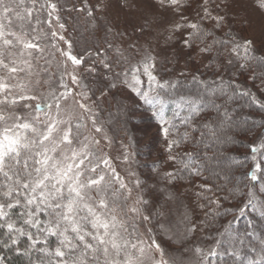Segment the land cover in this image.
Returning <instances> with one entry per match:
<instances>
[{
    "label": "snow or ice",
    "instance_id": "snow-or-ice-1",
    "mask_svg": "<svg viewBox=\"0 0 264 264\" xmlns=\"http://www.w3.org/2000/svg\"><path fill=\"white\" fill-rule=\"evenodd\" d=\"M253 5L259 21L244 0H0V264H264ZM125 100L141 137L125 119L117 141ZM160 142L169 168L142 179Z\"/></svg>",
    "mask_w": 264,
    "mask_h": 264
},
{
    "label": "rangeland",
    "instance_id": "rangeland-1",
    "mask_svg": "<svg viewBox=\"0 0 264 264\" xmlns=\"http://www.w3.org/2000/svg\"><path fill=\"white\" fill-rule=\"evenodd\" d=\"M244 4L247 7L248 11L252 14V16L259 21L262 17H261V13H259L258 11H256L254 9V5H253V0H244ZM112 17L114 19H116L117 21L120 22L121 27L125 26V13H119L118 10L115 8V6L113 7L112 13H111ZM237 30H239V27H237ZM128 31L131 32V27H128ZM244 35L247 36H253L256 35L258 36L259 33L258 31H253L251 29H249L247 32L243 33ZM162 43V41H161ZM183 65V61H181V66ZM118 99H122V97H118ZM114 103V102H113ZM125 105H126V109L128 112V116L125 117L123 114L120 117V121L115 125L116 129L118 130V134L116 136L117 141H119V139L121 137H124L126 134L124 131L120 130L122 129L123 126V122L125 119H127L128 121V135L131 137H136V138H140L141 137V133L137 130L136 125L140 124V120L139 117L141 115L142 110H139L138 108L134 107L132 105V103L128 100H125ZM105 107H107V105H105ZM259 117H257L258 119ZM145 123H147V120H145ZM154 131V129H152ZM150 135V132H149ZM149 135H144L143 139H141V144L147 142ZM248 137V138H247ZM246 142H251V139L249 138V136H246ZM162 142L155 144L154 145V151L152 152L151 155L147 154L145 152H141L140 153V157H141V161H143V164H145L144 168H139V166L137 165V158L134 157L135 159V164L134 167L136 168L137 172L141 174V178L145 179V178H149L152 174H153V169H152V164L150 165V163H155V162H161L163 161V157H162V152L160 151V149L162 148ZM135 147V145L133 146ZM118 150V144L116 146V149ZM237 149H234V151H236ZM241 151V150H239ZM244 151V150H243ZM247 150H245L246 152ZM163 169L169 168V164L164 161V164H162V166H160ZM151 182V181H150ZM181 191H183V189H181ZM180 220V216H179V211L174 209L171 216L168 218L167 223L169 224V226L175 227Z\"/></svg>",
    "mask_w": 264,
    "mask_h": 264
},
{
    "label": "trees",
    "instance_id": "trees-1",
    "mask_svg": "<svg viewBox=\"0 0 264 264\" xmlns=\"http://www.w3.org/2000/svg\"><path fill=\"white\" fill-rule=\"evenodd\" d=\"M259 119V118H258ZM248 138V137H247ZM249 138L252 140V137H250L249 136ZM246 136H240L239 137V140H242V141H245L246 142ZM163 147V146H162ZM162 149V148H161ZM161 149H160V151H161ZM234 150V149H233ZM238 150H241V151H239V152H241V153H244L245 152V150H247V149H245L243 146H241V145H239V142H238ZM244 150V151H243ZM146 153V152H145ZM148 153H146V155H147ZM136 158H137V165L139 166V168H144V166H145V164H143V161H141V157H140V154L138 155V156H136ZM157 165H159V166H162V164H164V160L163 161H161V162H155ZM166 163V162H165ZM153 165V163H150V165ZM151 165V166H152ZM253 217L252 216H250V215H245V216H243V217H238V219L235 221V223L233 224V228L234 229H236L238 232H244L247 228H248V221H249V219H252ZM227 219H232V217L231 216H229V217H227ZM223 222H225V221H221V223H223ZM255 224H256V229H257V232L259 233V232H262V231H264V221H260L259 220V218L257 217V218H255ZM243 252L244 253H248L249 254V256H251L252 254L249 252V249L247 248V247H245L244 249H243Z\"/></svg>",
    "mask_w": 264,
    "mask_h": 264
}]
</instances>
